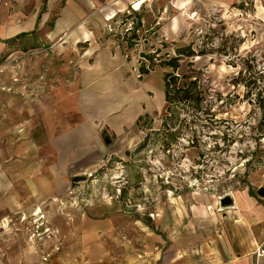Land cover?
Instances as JSON below:
<instances>
[{
    "label": "rangeland",
    "instance_id": "1",
    "mask_svg": "<svg viewBox=\"0 0 264 264\" xmlns=\"http://www.w3.org/2000/svg\"><path fill=\"white\" fill-rule=\"evenodd\" d=\"M141 13L91 22L94 49L137 85L140 66L177 81L162 105L150 90L124 102L115 87L119 110L152 102L116 134L102 125L107 95L96 112L74 93L85 45L0 39V264H195L207 217L229 211L237 189L264 187V0H190L144 25ZM174 56L177 69L160 66Z\"/></svg>",
    "mask_w": 264,
    "mask_h": 264
},
{
    "label": "crops",
    "instance_id": "2",
    "mask_svg": "<svg viewBox=\"0 0 264 264\" xmlns=\"http://www.w3.org/2000/svg\"><path fill=\"white\" fill-rule=\"evenodd\" d=\"M7 2L0 6V39L3 42L20 33L33 32L36 45H53L55 42L70 47L85 45L77 78L80 85L75 88L74 93L78 92L80 95L88 93L81 108L96 112L100 110L96 100L102 93L107 95L106 100L109 104L104 106L107 108L104 111L109 114L107 116L109 118L103 120L102 125L107 123L115 134L136 123L137 118L149 112V108L152 107L151 101L148 106L144 103L145 107H137L134 99V103L128 101L127 106L119 110L111 104L115 87L123 93L124 102L129 99L130 93L135 95L137 92L141 95L146 94L147 90L155 93L158 103L162 105L164 102L161 71L154 69L143 73L145 78L140 85H137L133 73L132 78L127 80L124 76L129 69L126 64L122 65L116 54L101 53L94 49L96 42L93 41V30L90 25L91 22L98 24L104 20H112L130 8L134 10L142 8L141 22L144 25L150 14L163 15L169 7L171 9L186 7L190 0H174L175 5L172 2L170 6L165 2L157 3V0H46L45 3L43 0H7ZM9 6H13L14 11L10 12ZM178 25L180 20L172 16L167 29L173 33ZM107 73L110 74V78L100 83L99 78ZM154 74L159 77L157 91L148 83L150 82L148 78ZM93 124L95 127V123ZM86 128L88 129V125ZM259 188L260 186L256 187V194L250 187L237 189L232 195L229 211L207 217L206 238L204 232L195 235V248L197 250L202 248L204 260L195 261V264H264V252H261L264 249V195L258 194ZM203 220L205 224V219Z\"/></svg>",
    "mask_w": 264,
    "mask_h": 264
},
{
    "label": "trees",
    "instance_id": "3",
    "mask_svg": "<svg viewBox=\"0 0 264 264\" xmlns=\"http://www.w3.org/2000/svg\"><path fill=\"white\" fill-rule=\"evenodd\" d=\"M46 0H43V3H45ZM44 9V8H43ZM137 25L140 26V20L137 22ZM134 37H136V34L133 32L132 34ZM34 33L31 32V33H20L14 37H11L9 38L6 43L7 44H19L20 42H24V40H27L28 42H31L32 46H36V43L34 42ZM178 51V54H181V51L180 50H177ZM192 54V53H190ZM160 66H167V67H170L172 69H177L179 67V60H178V57L177 56H174V57H170L168 59H166L165 61H161L160 63ZM151 68H146L144 66H140L139 67V70H140V73H148L150 71ZM162 79H163V84H164V100L165 101H168V99L170 98V88L173 87L175 84H176V81H177V75H175L174 73L172 72H164L163 73V76H162ZM194 89H195V94H194V100H195V103H199V101L202 99V96L200 95V92H198L196 90V81L195 79H193V81L190 82ZM179 90V89H178ZM183 92V91H181ZM147 115L144 114V115H140L137 120H136V123L138 124L140 121H142L144 119V117H146Z\"/></svg>",
    "mask_w": 264,
    "mask_h": 264
},
{
    "label": "water",
    "instance_id": "4",
    "mask_svg": "<svg viewBox=\"0 0 264 264\" xmlns=\"http://www.w3.org/2000/svg\"><path fill=\"white\" fill-rule=\"evenodd\" d=\"M102 138H103V140H104L105 143H109V142H110V138H109V136L107 135V132H106V131H103V132H102ZM258 194H259V195H264V187H260V188L258 189Z\"/></svg>",
    "mask_w": 264,
    "mask_h": 264
},
{
    "label": "built area",
    "instance_id": "5",
    "mask_svg": "<svg viewBox=\"0 0 264 264\" xmlns=\"http://www.w3.org/2000/svg\"><path fill=\"white\" fill-rule=\"evenodd\" d=\"M146 68H148V69H149V67H147V66H146ZM261 252H264V249H263V250H261Z\"/></svg>",
    "mask_w": 264,
    "mask_h": 264
}]
</instances>
